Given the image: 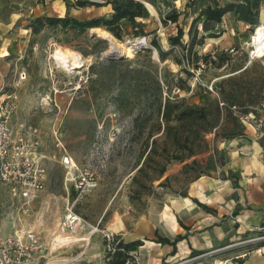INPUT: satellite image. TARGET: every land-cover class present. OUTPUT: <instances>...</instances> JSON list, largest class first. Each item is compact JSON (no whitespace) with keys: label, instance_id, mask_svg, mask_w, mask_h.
<instances>
[{"label":"rangeland","instance_id":"rangeland-1","mask_svg":"<svg viewBox=\"0 0 264 264\" xmlns=\"http://www.w3.org/2000/svg\"><path fill=\"white\" fill-rule=\"evenodd\" d=\"M76 1L0 0V93H14L17 119L33 114L32 121L41 126L48 145L56 139L52 128H59L74 160L83 172L94 173L98 182L75 206L96 228L90 245L78 242L56 258L79 254L76 264H113L117 246L106 237L111 233L122 241L161 240L165 232L174 240L182 236L181 254L164 256L160 264H215L237 251L257 253L264 246V226L243 228L232 199L244 176L237 167L247 168L249 177L257 176L255 165L264 160V136L255 129L257 119L244 123L240 118L249 112L256 118L262 114L264 56L253 57L250 38L264 21V0L252 22L237 21L228 13L215 24L213 35L201 26L205 18L201 13L215 6L213 0H139L146 7L145 17L120 20L116 32L100 25L121 42L138 37L147 41L134 56L116 60L102 58L108 44L93 35L91 27L45 24L39 32L30 28L40 16L84 21L112 17L110 0H88L97 4L84 7L75 6ZM215 1L225 5L234 0ZM168 17L172 20L165 23ZM191 29L192 35L197 34L193 46ZM179 30L184 33L182 44H174L170 38ZM155 43L167 53L165 59ZM232 47L235 52H230ZM57 50L82 58V71L58 67ZM207 53L216 61L226 53L228 63L221 68L206 63ZM21 71L27 79L21 80ZM50 92L58 107L44 112L36 106ZM167 100L176 105L179 119L167 122L163 117ZM190 109L203 110L205 119H194ZM232 139L236 140L232 143ZM72 178L60 162L49 164L48 187L24 217L44 237L56 230L68 200L79 194ZM3 198L0 187V206ZM215 223L227 231L223 240L211 229ZM83 232L86 239L90 229ZM142 247L139 264H148ZM192 254L199 259L185 263Z\"/></svg>","mask_w":264,"mask_h":264},{"label":"built area","instance_id":"built-area-1","mask_svg":"<svg viewBox=\"0 0 264 264\" xmlns=\"http://www.w3.org/2000/svg\"><path fill=\"white\" fill-rule=\"evenodd\" d=\"M163 29V27L161 26ZM232 47L230 52H235ZM53 75V68L49 69ZM21 80L27 79V73L21 71ZM37 108L44 112H52L58 103L53 93L40 97ZM223 105L224 102H221ZM233 108L237 106L233 105ZM261 116L256 118L253 112L242 115L241 120L255 122V129L264 136V103L260 105ZM17 105L14 93H0V187L4 190V203L0 206V264H76L79 254L69 259H58V255L68 253L83 241L88 245L89 239L83 234L86 228L93 233L91 226L76 210L83 193L97 187L94 173L85 171L74 160L66 148L61 132L52 128L56 137L53 145H48L39 124L32 121L33 114L27 113L23 119H17ZM55 150L53 154L51 151ZM58 161L67 170L77 190L78 196L68 200L56 230L48 237L27 224L32 205L40 201L49 181V164ZM85 234V233H84ZM111 244H116L114 233L106 234ZM81 239V240H80ZM82 253V252H81ZM131 260L140 263L141 254L131 253ZM218 264H225L219 262Z\"/></svg>","mask_w":264,"mask_h":264},{"label":"trees","instance_id":"trees-1","mask_svg":"<svg viewBox=\"0 0 264 264\" xmlns=\"http://www.w3.org/2000/svg\"><path fill=\"white\" fill-rule=\"evenodd\" d=\"M215 6L209 5L207 8L202 11L201 15L204 16V21L202 22L201 26L204 31H208L209 35H213V31L215 30V24L222 21L223 17L228 14L232 13L234 15V18L239 21L244 22H252L253 20V14L256 13V11L259 9V5L263 0H234L231 3H227L225 5H220L215 0ZM112 5V17L109 19L106 18H96L91 20H79L77 18H72L70 16H64V17H57V16H40L37 17L32 23H30V28L33 29V32H39L42 27L45 24L56 26L61 25L63 27H74L75 29L79 30H85L87 28L92 27H99L100 25H105L108 27V29L112 32H116L118 28V23L122 19H128L131 22H134L139 17H145L147 14L146 7L143 5V3L139 0H110L108 1ZM97 4V2L94 1H88V0H77L75 2V6L77 7H84L87 5H94ZM67 7H70V3H67ZM164 18L163 21L165 23L171 21V17ZM174 21H176V18H174ZM195 22V21H194ZM36 23H39V25H36ZM259 24V23H258ZM183 31L179 30L177 35L174 37H171L170 39L174 44H182V38H183ZM190 36H191V43L190 45L193 46L197 43L196 36L192 35V29L190 30ZM203 39L205 37H202ZM199 43H202V39H200ZM156 47L159 51V55L162 59L166 58V52L158 45V43H155ZM203 60L206 63H212L216 65L217 67L221 68L224 67L228 63L227 54L222 53V55L219 56V61L214 60L211 53H207L203 56ZM181 62V60H179ZM186 72V71H185ZM188 73V72H187ZM161 87L158 85V89ZM176 107L175 104H172L171 101L167 100L164 104V110H163V117L167 122H170L173 118H180L179 114H175L174 108ZM190 116L193 117V114H196V117L194 119L203 120L206 117V113L203 110H195L190 109L189 110ZM168 128H172V125H168ZM176 159H180L181 157L177 156ZM165 169H163L164 171ZM118 243L115 245L116 247V253L114 255L113 264H127L129 260H131V251L137 245H139L138 242L133 243H124L121 238ZM182 239V236H178L175 238L174 241H172V244H176L178 241ZM164 240L166 242H170L169 239H161V241Z\"/></svg>","mask_w":264,"mask_h":264},{"label":"crops","instance_id":"crops-1","mask_svg":"<svg viewBox=\"0 0 264 264\" xmlns=\"http://www.w3.org/2000/svg\"><path fill=\"white\" fill-rule=\"evenodd\" d=\"M107 6L111 7V4L107 3ZM235 140L236 139H232V143ZM239 149L241 148L239 147ZM235 151L236 150H234L233 152L235 153ZM255 168L256 169L254 171L257 173V176H251V178L247 176V168L244 169L242 165L240 167H237V169L244 173V176H242L240 180V186L235 188L236 193L234 195V198L232 199V201H234L233 205H237V207L239 208L236 211V214H238V217L241 219V226L243 228L246 227L250 229L258 225L264 226V160L263 163L259 162L257 165H255ZM210 226H214L211 227V229L213 230V232H215L216 237L218 236L219 240H223L226 236L227 231L218 227V223L212 224ZM218 228L221 232H219ZM168 234L169 233L165 232L162 236H160V238L169 239L170 242H166L164 240L161 241L157 236L156 240L152 239L151 241H144L141 237H135L134 239L132 238L128 241L123 242H138L139 245H137V247H135L131 252L141 254L139 247L143 246V255L146 263L148 262V264H160L164 256L168 255L172 258L178 257L181 254V249L183 248V243H181V241L183 240L178 241L177 244H172L174 238H171ZM175 234L182 235L183 233H181L180 231H176ZM143 241L146 243L145 245L143 244ZM245 253L248 254L247 252L243 251L240 253L239 251H237L235 253L227 254L225 255V257L217 259L215 261V264H218L221 261L225 264H252L250 263V260H252L253 258L257 260L256 264H264V246L260 248L257 253H249L248 255H246ZM197 259H199V255L192 254V256L188 258L185 263H195ZM180 264H184V262ZM196 264L201 263L198 262Z\"/></svg>","mask_w":264,"mask_h":264},{"label":"bare ground","instance_id":"bare-ground-1","mask_svg":"<svg viewBox=\"0 0 264 264\" xmlns=\"http://www.w3.org/2000/svg\"><path fill=\"white\" fill-rule=\"evenodd\" d=\"M149 9L155 12L152 4L147 3ZM90 32L101 40L107 42L108 48L105 50L102 55L106 56H124V57H132L134 56L136 50L140 46H144L147 44L145 38L138 37L135 39H128L126 42H121L118 40L110 31L102 28V27H92L90 28ZM250 44L252 45V55L256 56H264V21H262L257 27L255 32L250 38ZM156 57L158 58L157 53L155 52ZM55 62L58 67L69 71V72H78L80 73L85 61L76 55L73 52L66 50H57L55 53ZM38 226V223H36ZM48 231L53 230V228L48 227ZM96 230V229H95ZM91 232L88 234L86 239H89L91 236ZM83 244V243H82ZM90 245V241L88 243ZM87 245V246H88ZM86 246V247H87Z\"/></svg>","mask_w":264,"mask_h":264},{"label":"water","instance_id":"water-1","mask_svg":"<svg viewBox=\"0 0 264 264\" xmlns=\"http://www.w3.org/2000/svg\"><path fill=\"white\" fill-rule=\"evenodd\" d=\"M142 47V46H140ZM138 47L137 50L140 48ZM124 56H117V55H114V56H106V55H102V58L103 59H107V60H116V59H122Z\"/></svg>","mask_w":264,"mask_h":264}]
</instances>
